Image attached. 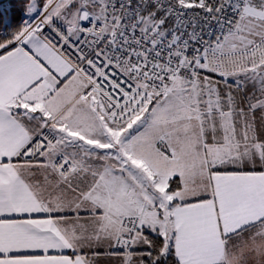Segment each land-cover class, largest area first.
<instances>
[{"label":"snow or ice","instance_id":"6c2138e0","mask_svg":"<svg viewBox=\"0 0 264 264\" xmlns=\"http://www.w3.org/2000/svg\"><path fill=\"white\" fill-rule=\"evenodd\" d=\"M7 11L0 264H264V0Z\"/></svg>","mask_w":264,"mask_h":264},{"label":"trees","instance_id":"16d2710c","mask_svg":"<svg viewBox=\"0 0 264 264\" xmlns=\"http://www.w3.org/2000/svg\"><path fill=\"white\" fill-rule=\"evenodd\" d=\"M16 3V0H5L1 4H3L5 7L0 8V30H4L5 24H4V17L9 16L10 18L12 17V13L7 11V5L14 4ZM16 21L13 20V23Z\"/></svg>","mask_w":264,"mask_h":264},{"label":"water","instance_id":"95a60500","mask_svg":"<svg viewBox=\"0 0 264 264\" xmlns=\"http://www.w3.org/2000/svg\"><path fill=\"white\" fill-rule=\"evenodd\" d=\"M5 0H0V3L4 2Z\"/></svg>","mask_w":264,"mask_h":264},{"label":"rangeland","instance_id":"374dc122","mask_svg":"<svg viewBox=\"0 0 264 264\" xmlns=\"http://www.w3.org/2000/svg\"><path fill=\"white\" fill-rule=\"evenodd\" d=\"M0 5H3V4L0 3Z\"/></svg>","mask_w":264,"mask_h":264},{"label":"built area","instance_id":"2783aa9c","mask_svg":"<svg viewBox=\"0 0 264 264\" xmlns=\"http://www.w3.org/2000/svg\"><path fill=\"white\" fill-rule=\"evenodd\" d=\"M0 31H3V30H0Z\"/></svg>","mask_w":264,"mask_h":264}]
</instances>
